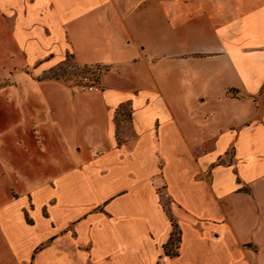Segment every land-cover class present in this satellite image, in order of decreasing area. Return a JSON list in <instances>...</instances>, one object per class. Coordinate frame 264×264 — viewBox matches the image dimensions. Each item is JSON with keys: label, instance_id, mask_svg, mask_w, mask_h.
<instances>
[{"label": "crops", "instance_id": "1", "mask_svg": "<svg viewBox=\"0 0 264 264\" xmlns=\"http://www.w3.org/2000/svg\"><path fill=\"white\" fill-rule=\"evenodd\" d=\"M1 59L0 264H264V0H0Z\"/></svg>", "mask_w": 264, "mask_h": 264}, {"label": "rangeland", "instance_id": "2", "mask_svg": "<svg viewBox=\"0 0 264 264\" xmlns=\"http://www.w3.org/2000/svg\"><path fill=\"white\" fill-rule=\"evenodd\" d=\"M13 68H16L15 65H13L12 63L8 62V60H0V153H2V131L1 128H3V126L7 125L8 122L10 120H13V115L11 112V108H13L15 106H17L18 104H16V102H19V98L17 97H11L10 101L6 100V94H4V92H2V87L6 84L4 82H2L3 78L6 75L9 74H13L14 71H12ZM21 68H23V65H19L18 66V70H20ZM103 68L102 67H90V68H78L75 67L74 65H72L70 62L67 63L66 66L61 67L60 69L51 71V73H49L47 75L48 78L50 79H60V78H64L65 82L68 86H74L76 84V82L80 79V77L82 75H84L85 73L90 72H95L97 74V77L100 76V72H102ZM26 87L24 84H22V90H24ZM22 100H28L26 95L24 94V97L22 98ZM35 100V99H33ZM13 103V105H12ZM14 146L11 144L10 146L6 147V156L9 157L7 158L12 160L13 159V155L16 156L18 155V152H16V150H14ZM1 162V161H0ZM11 163V161H10ZM2 165L0 163V183L6 185H12L14 183H16L18 180H22L20 178L15 179V177L12 176V172L11 171H5L2 169ZM12 165V163H11ZM5 174V175H2ZM162 199H163V203L166 204L168 203V199L167 197L162 193ZM166 209L169 208V205H163ZM175 236L174 239L177 238L178 236V230L176 229L175 232Z\"/></svg>", "mask_w": 264, "mask_h": 264}, {"label": "built area", "instance_id": "3", "mask_svg": "<svg viewBox=\"0 0 264 264\" xmlns=\"http://www.w3.org/2000/svg\"><path fill=\"white\" fill-rule=\"evenodd\" d=\"M75 86L80 92H93L101 90V86L97 80V75L93 73H85L76 82Z\"/></svg>", "mask_w": 264, "mask_h": 264}, {"label": "trees", "instance_id": "4", "mask_svg": "<svg viewBox=\"0 0 264 264\" xmlns=\"http://www.w3.org/2000/svg\"><path fill=\"white\" fill-rule=\"evenodd\" d=\"M98 68H99V67H98ZM88 73H93V74H96L95 72H90V71H89ZM96 75H97V74H96Z\"/></svg>", "mask_w": 264, "mask_h": 264}]
</instances>
